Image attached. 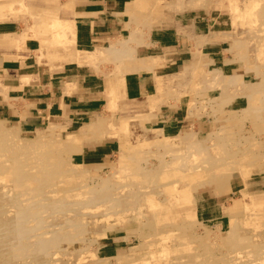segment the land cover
<instances>
[{"label":"rangeland","instance_id":"374dc122","mask_svg":"<svg viewBox=\"0 0 264 264\" xmlns=\"http://www.w3.org/2000/svg\"><path fill=\"white\" fill-rule=\"evenodd\" d=\"M204 3L206 10L191 13L211 29L201 41L212 43L215 60L204 48L203 58L195 56L182 73L156 79V102L188 100L189 112L205 124L202 132L192 126L163 129L152 120L154 112L140 111L144 99L123 90L118 77L136 48L117 47V56L109 48L77 52L78 63L100 65V58L109 69L103 104L87 118L71 124L68 118H51L34 129L0 119L11 133L0 134V212L8 213L1 216L18 219V211L26 214L32 207L24 236L14 244L37 241L21 264H96L100 258L104 264H264V189L257 184L264 180V0ZM0 4L1 22L32 35H54L55 42L41 43L47 51L61 44L60 29L50 27L58 21L53 0ZM180 10L175 0H153L135 14L130 35L146 50L149 30ZM47 51H39L38 62L48 58ZM150 62L141 67L149 69ZM90 119L97 122L86 130H102L95 137L102 142L84 149L104 151L101 156L77 153L78 143L64 142ZM53 122L58 126L48 133ZM31 228L37 230L32 236ZM111 239L119 241L114 248ZM40 244L41 251H35Z\"/></svg>","mask_w":264,"mask_h":264},{"label":"crops","instance_id":"0c3cea01","mask_svg":"<svg viewBox=\"0 0 264 264\" xmlns=\"http://www.w3.org/2000/svg\"><path fill=\"white\" fill-rule=\"evenodd\" d=\"M53 1L54 14L61 25L69 26V29L63 27L59 30L63 39L60 41L64 43L60 44L61 47L56 45V48L47 51L41 43L50 40L55 42L54 35H40L38 31L32 35L12 22L0 21V119L34 129L51 118H68L69 124L87 118L103 104L109 69L100 58V65H96L98 61L94 64L78 63L74 58L77 52L94 54L97 50L115 46L136 48L132 57L124 59L125 70L118 78L128 95L144 99L140 102V111L151 109L154 112L152 120L163 129L192 126L202 132L205 124L189 112L188 100L181 98L179 101L156 102L160 96L156 90V79L160 77L164 81V78L179 73L195 56L203 58L204 48L212 50L207 52L212 57L207 58L215 60L213 48L209 47L212 43L202 42L208 40L206 35L211 29L204 26L202 17L194 16L200 8L207 9L204 0H175L181 10L172 13L171 18L163 24L149 30L146 50L145 44H140L130 32L134 30L135 14L142 7L152 5L153 0ZM127 40L130 44H127ZM40 50L43 55L47 51L53 61L49 63L50 59L42 58L38 62ZM147 61H152V67L142 68L141 64ZM79 131L78 128L74 134ZM85 134L92 135L88 130ZM98 140L84 139L77 142V153L86 152L84 147L102 142ZM88 151L93 156L105 153L94 149ZM257 184L264 189L263 178ZM241 188L240 185L237 190ZM111 240V248L118 245L117 239Z\"/></svg>","mask_w":264,"mask_h":264},{"label":"bare ground","instance_id":"6f19581e","mask_svg":"<svg viewBox=\"0 0 264 264\" xmlns=\"http://www.w3.org/2000/svg\"><path fill=\"white\" fill-rule=\"evenodd\" d=\"M189 1V0H188ZM200 1V0H199ZM9 2H11V1H9ZM193 2V1H192ZM7 3V2H6ZM6 3H5V5H6ZM142 3H144V2H142ZM201 4V3H200ZM256 4V3H255ZM5 5H4V7H5ZM194 5V4H193ZM192 5V6H193ZM0 6H1V4H0ZM3 6V5H2ZM10 6V5H9ZM15 6V5H14ZM140 6V5H139ZM185 6V5H184ZM8 7V6H7ZM194 7V6H193ZM197 7V6H196ZM1 9H3V8H1L0 7V10ZM2 14V13H1ZM0 14V17H1V19H2V16H4V15H1ZM57 22H60L59 20L58 21H55V20H52V22H51V25H50V27L52 28V29H54L55 27L57 28L58 27V29H62L63 27L66 29H69V26L67 25V24H65V25H57V26H55L56 24H57ZM58 24H60V23H58ZM90 27V26H89ZM61 31H59V32H57V34H56V38H57V40H60V39H62V35H61V33H60ZM29 34V33H28ZM119 36V35H118ZM64 37V36H63ZM129 37V36H128ZM65 38V37H64ZM207 39H208V37H207ZM63 40V39H62ZM132 40V39H131ZM64 41H66V40H64ZM69 41V40H68ZM61 42V41H60ZM257 43V42H256ZM61 44L62 45H64V43L63 42H61ZM69 44V43H68ZM127 44H130V42L128 43V40H127ZM48 45V44H47ZM122 45V44H121ZM126 45V44H125ZM55 46V45H54ZM60 46V45H59ZM130 46V45H129ZM58 47V46H57ZM61 47V46H60ZM51 48H53V46L51 47ZM55 48V47H54ZM108 48L111 50V52L112 53H114V54H116V53H121L120 51V49H118L117 47H113V46H108ZM123 48H125V47H123ZM46 49H47V47H46ZM45 49V50H46ZM49 49V48H48ZM59 49V48H58ZM57 49V50H58ZM72 49V48H71ZM120 50V51H119ZM129 50V49H128ZM49 51H50V49H49ZM58 51H61V50H58ZM123 51V50H122ZM62 52V51H61ZM125 52V51H124ZM127 52V51H126ZM263 52V51H262ZM45 53V52H44ZM258 53H260V52H258ZM46 54V53H45ZM53 54H54V52H53ZM56 54V53H55ZM127 54V53H126ZM125 54V55H126ZM133 54V53H132ZM59 55V54H58ZM47 56H48V58L50 57V54L48 55L47 54ZM59 56H61V55H59ZM64 56V55H63ZM262 56V55H261ZM55 57V56H54ZM43 58H45V60L46 59H48V58H46V56L45 57H43ZM65 59V58H64ZM53 61V60H52ZM51 61V58H50V61H49V63L50 62H52ZM57 61H59L58 59H57ZM61 61V60H60ZM62 62V61H61ZM116 62V61H115ZM60 63V62H59ZM108 63V62H107ZM117 63V62H116ZM61 64V63H60ZM146 64H148V63H146ZM156 64V63H155ZM58 65V64H57ZM146 66V65H145ZM149 67V66H148ZM151 67V66H150ZM187 69V68H186ZM182 71V70H181ZM119 72V71H118ZM183 72V71H182ZM182 72H180V73H182ZM108 73V72H107ZM260 75H263V74H260ZM215 76V75H214ZM187 76L185 75V77L184 78H186ZM30 78V77H29ZM165 79V78H164ZM46 80V79H45ZM165 84V83H164ZM239 85V84H238ZM241 85H242V83H241ZM255 85V84H254ZM229 86H231V85H229ZM237 86V85H236ZM68 88V87H67ZM244 88V87H243ZM249 88V90H250V87H248ZM252 88V87H251ZM256 89H257V87H255ZM254 88V89H255ZM254 89L252 90V92L254 91ZM262 91V90H261ZM242 92V91H241ZM255 92V91H254ZM107 93V92H106ZM248 93H250V91L248 92ZM247 93V94H248ZM243 94V93H242ZM256 94V93H255ZM60 95V94H59ZM257 96V95H256ZM120 98V97H119ZM174 99V98H173ZM263 103H264V101H263ZM167 105V104H166ZM151 110V109H150ZM55 119V118H54ZM54 121V120H53ZM86 121H88V120H86ZM96 122H97V120L96 121H94V120H92V119H90L88 122H85V123H83L81 126H79V129H80V131H79V133H77V134H68L69 136H66V137H69V140L67 139V141H64V142H71L72 144H76L77 142H80L81 140H88V139H95V137L97 136V135H102L101 133H100V131H102V130H99L98 132H96L97 133V135H96V133H92V135H86L85 134V132L87 131L85 128L87 127V126H92L93 124H96ZM1 123V122H0ZM56 122H53V123H48V128H47V130H48V133H52L53 132V130L55 129V125H57L58 123H56ZM4 124V123H3ZM60 125V124H59ZM38 126V125H37ZM58 126V125H57ZM99 126V125H98ZM4 127V126H3ZM2 127V125L0 124V134H2V136H4V134H6L5 136H7L8 137V135H10L11 133L10 132H6V129H4ZM130 127V126H129ZM88 128V127H87ZM102 128V127H101ZM89 130V129H88ZM14 132V131H13ZM89 132V131H88ZM95 132V131H94ZM9 133V134H8ZM99 133V134H98ZM109 133V132H108ZM39 134H42V133H39ZM105 135H106V133H104ZM176 134V133H175ZM115 135V134H114ZM4 136V137H5ZM42 137H44V136H48V135H46V134H42L41 135ZM109 136H110V134H109ZM187 136V135H186ZM39 137V136H38ZM49 137V136H48ZM112 137V136H111ZM114 137V136H113ZM217 138V137H216ZM5 139V138H4ZM187 143V142H186ZM16 144V143H15ZM17 145V144H16ZM121 146V145H120ZM191 146V145H190ZM193 146V145H192ZM29 147V144L28 143H26L25 144V149H27ZM82 147V146H81ZM187 147V146H186ZM23 147L21 146L20 147V149H22ZM66 147L64 146V149H65ZM68 148V147H67ZM70 148H71V146H70ZM79 148V147H78ZM124 148V147H123ZM189 148V147H188ZM77 149V148H76ZM18 150V149H17ZM22 152V151H21ZM75 152V151H74ZM81 152V151H80ZM217 153V152H216ZM253 153V152H252ZM199 155H200V153H199ZM214 156V155H213ZM2 157V156H1ZM50 158V157H49ZM27 159V158H26ZM42 159H43V157H42ZM164 159V158H163ZM257 159V158H256ZM184 160H186V159H184ZM17 161V160H16ZM116 162V161H115ZM255 162H256V160H255ZM181 163V162H180ZM217 163V162H216ZM236 163V162H235ZM260 163V162H259ZM123 164V163H122ZM1 165V164H0ZM187 166V165H186ZM189 166V165H188ZM233 166V165H232ZM240 166V165H239ZM33 167V166H32ZM127 167V166H126ZM203 167V166H202ZM230 167V166H229ZM247 167V166H246ZM7 168V167H6ZM30 168H31V166H30ZM241 168H245V167H241ZM239 169H240V167H239ZM247 169V168H246ZM245 169V170H246ZM2 170V169H1ZM69 170V169H68ZM232 170H233V168H232ZM243 170V169H242ZM244 170V171H245ZM4 171H5V169H4ZM108 171V170H107ZM220 171V170H219ZM241 171V170H240ZM71 172V171H70ZM109 172V171H108ZM221 172H223V171H221ZM6 173V172H5ZM11 173V172H10ZM174 173H175V171H174ZM173 173V174H174ZM221 174V173H220ZM246 174H248V173H246ZM105 175V174H104ZM244 175V174H243ZM242 175V176H243ZM3 178V177H2ZM27 178V177H26ZM25 178V179H26ZM33 178V177H32ZM31 178V179H32ZM217 179H218V176H217ZM1 180V179H0ZM18 180V179H17ZM16 180V181H17ZM98 181V180H97ZM20 182V181H19ZM26 182H29V181H26ZM122 183V182H121ZM28 184V183H27ZM173 185V184H172ZM59 187V186H58ZM174 187V186H173ZM65 188V187H64ZM176 188V187H175ZM146 189V188H145ZM172 189V188H171ZM170 189V190H171ZM40 190V189H39ZM106 190V189H105ZM178 190V189H177ZM36 191V190H35ZM41 191V190H40ZM43 191V190H42ZM172 191V190H171ZM179 191H181V190H179ZM172 192H174V191H172ZM245 192V191H244ZM6 193V192H5ZM4 193V194H5ZM29 193V192H28ZM175 193V192H174ZM246 193V192H245ZM7 194V193H6ZM18 194V193H17ZM42 194V193H41ZM182 194H183V190H182ZM40 195V194H39ZM72 195V194H71ZM168 195H170V194H168ZM38 196V195H37ZM171 196V195H170ZM10 197V196H9ZM18 197V196H17ZM114 197V196H113ZM112 196H111V198H113ZM145 197V196H144ZM13 198H15V196L13 197ZM28 198V197H27ZM31 198H33V197H30L29 198V200L31 199ZM111 198H110V200H111ZM9 199V198H8ZM17 199H19V198H17ZM106 199V198H105ZM114 199V198H113ZM155 199V198H154ZM36 200V199H35ZM34 200V201H35ZM86 200V199H85ZM133 200V199H132ZM166 200H167V198H166ZM22 201V200H21ZM24 201H25V199H24ZM28 201V200H27ZM104 201V200H103ZM114 201V200H113ZM38 202V201H37ZM40 202H41V199H40ZM109 202V201H108ZM115 202H117V201H115ZM258 202V201H257ZM19 203V202H18ZM25 203V202H24ZM28 204H29V202H27ZM39 203V202H38ZM112 203V202H111ZM259 203H261V202H259ZM5 204H8V203H5ZM11 204V203H10ZM13 204V203H12ZM11 204V205H12ZM23 204V203H22ZM32 204V203H31ZM34 204V203H33ZM123 204V203H122ZM36 205H38L37 203H36ZM84 205H86V204H84ZM119 205V204H118ZM258 205V204H257ZM14 206V205H13ZM27 206V205H26ZM88 206V205H87ZM1 207V206H0ZM37 207V206H36ZM60 207V206H59ZM58 207V208H59ZM84 207V206H83ZM104 207V206H103ZM14 207H12V209H13ZM52 208H54L53 206H52ZM107 208V207H106ZM114 208H116V207H114ZM253 208H255V207H253ZM2 209V208H1ZM16 209V208H15ZM17 209H18V207H17ZM30 209H32V207H30ZM30 209L29 210H26V214H28V213H30L29 211H30ZM39 209V208H38ZM72 209V208H71ZM110 209V208H109ZM67 210V209H66ZM119 210V209H118ZM140 210V209H139ZM248 210V209H247ZM4 211V210H3ZM70 211H72V210H70ZM74 211V210H73ZM104 210H102L101 212H103ZM110 211V210H109ZM120 211V210H119ZM124 211V210H123ZM2 212V211H1ZM0 212V264H21V262H24L22 259L24 258V256H28V254H29V252L30 251H27V250H29V249H31L32 247H35V245H37V241L36 242H32V243H30V242H24V243H21V244H19L18 242L17 243H15L14 244V241H16V240H19V239H22V237L24 236L23 234H24V232L22 231L23 229H22V227L24 228V226L26 225V224H28L29 223V221H31V220H29L28 219V217L26 216V214H24V211H18V214H19V217H18V219H13V217H4L6 214H8V213H6L5 215L3 214V212L1 213ZM116 212H117V210H116ZM145 212V211H144ZM106 213V212H105ZM113 212H111V214H112ZM115 213V212H114ZM40 214V213H39ZM90 214V213H89ZM120 214V213H119ZM123 214H125L124 212H123ZM1 215H4L3 217L1 216ZM30 215H32V213L30 214ZM34 215V214H33ZM80 215V214H79ZM91 215V214H90ZM98 215V214H97ZM41 216V215H40ZM89 216V215H88ZM91 216H93V215H91ZM36 217V216H35ZM90 217V216H89ZM95 217V216H94ZM243 217V216H242ZM250 217V216H249ZM232 218H235V217H232ZM231 218V219H232ZM252 219V218H251ZM40 220V219H39ZM146 220V219H145ZM43 221V220H42ZM141 221V220H140ZM189 222V221H188ZM234 222V221H233ZM32 224V223H31ZM86 224V223H85ZM23 225V226H22ZM181 225V224H180ZM263 225V224H262ZM47 226V225H46ZM231 226V225H230ZM237 227H238V225H236ZM29 227V226H28ZM26 228V227H25ZM36 228V227H35ZM35 228H31V229H29L27 232H28V234H30L31 235V233L33 232V230H35ZM235 228V227H234ZM40 229V228H39ZM25 230V229H24ZM27 230V229H26ZM198 230V229H197ZM230 230V229H229ZM35 231H37V230H35ZM34 231V232H35ZM228 231V230H227ZM226 231V232H227ZM234 231V230H233ZM51 232V231H50ZM192 232V231H191ZM37 233H40V232H36V234ZM190 233V232H189ZM228 233V232H227ZM232 233V232H231ZM146 234V233H145ZM204 234V233H203ZM216 234V233H215ZM214 234V235H215ZM39 234H37V236H38ZM233 235V234H232ZM29 236V235H28ZM32 236V235H31ZM128 236V235H127ZM208 236V235H207ZM234 236V235H233ZM232 236V237H233ZM260 236V235H259ZM264 236V235H263ZM208 237H210V236H208ZM231 237V236H230ZM169 238V237H168ZM228 238H229V234H228ZM259 238V237H258ZM123 239V238H122ZM125 239H127V238H125ZM140 239V238H139ZM166 239V238H165ZM229 239H231V238H229ZM32 240V239H31ZM51 241V240H50ZM87 241V240H86ZM39 242V241H38ZM127 242V241H126ZM163 242V241H162ZM165 242V241H164ZM225 242H228V241H225ZM224 242V243H225ZM90 244V243H89ZM152 244V243H151ZM166 245V244H165ZM177 245V244H176ZM40 247H38L35 251H41V248H43V246H42V244H40L39 245ZM252 246V245H251ZM13 247L16 249V248H18L19 250L18 251H14V250H12L13 249ZM37 247V246H36ZM45 247V246H44ZM150 247V246H149ZM132 248V247H131ZM163 248V247H162ZM164 249V248H163ZM193 249V248H192ZM245 249V248H244ZM44 250V249H43ZM42 250V251H43ZM129 250V249H128ZM168 251V250H167ZM55 252V251H54ZM131 252H134V251H131ZM164 252V251H163ZM251 252V251H250ZM128 253V252H127ZM214 253V252H213ZM259 253H261V252H259ZM132 254V253H131ZM255 254V253H254ZM253 254V255H254ZM60 256V255H59ZM122 256V255H121ZM125 256V255H124ZM128 256V255H127ZM222 256V255H221ZM115 257L116 258H119L120 257V255H115ZM136 257H138V256H136ZM218 257V256H217ZM254 257V256H253ZM49 258H50V256H49ZM52 258V257H51ZM127 258V257H126ZM167 258V257H166ZM258 258V257H257ZM256 258V259H257ZM263 258V257H262ZM102 259H104V258H100V260L98 259L97 261H96V264H104V262L102 261ZM123 259V258H122ZM133 259H134V257H133ZM249 259H251V258H249ZM248 259V260H249ZM55 260V259H54ZM124 260H125V258H124ZM123 260V261H124ZM147 260V259H146ZM170 260V259H169ZM260 262L261 261H263V259L261 260V258L260 259H258ZM51 261V260H50ZM50 261H48L47 263H49ZM105 261H106V259H105ZM160 261V260H159ZM167 261V260H166ZM165 261V262H166ZM173 261V260H172ZM209 261V260H208ZM241 261H243V260H241ZM247 261V260H246ZM251 261V260H250ZM52 262V261H51ZM51 262L49 263V264H51ZM54 262V261H53ZM56 263H57V261H55ZM144 262H146V261H144ZM144 262H143V264H144ZM245 262V261H244ZM40 263H42V262H40ZM44 263V262H43ZM47 263H44V264H47ZM148 263V262H147ZM156 263H158V262H156ZM222 263V262H221ZM55 264V263H54ZM106 264V263H105ZM130 264V263H129ZM177 264V263H176ZM208 264V263H207Z\"/></svg>","mask_w":264,"mask_h":264}]
</instances>
